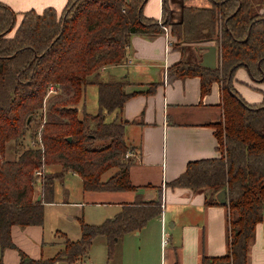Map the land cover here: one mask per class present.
Segmentation results:
<instances>
[{
	"label": "trees",
	"instance_id": "1",
	"mask_svg": "<svg viewBox=\"0 0 264 264\" xmlns=\"http://www.w3.org/2000/svg\"><path fill=\"white\" fill-rule=\"evenodd\" d=\"M145 1L66 0L59 12L53 6L26 9L15 25V11L0 0V246L17 249L15 264L80 260L98 234L104 235L110 256L119 238L161 212L158 194L124 202L99 222L79 217V237L64 236L62 246L51 256L31 257L11 238L13 224L43 222L44 203L53 201L55 181L68 171L80 176L85 190L136 188L129 178L133 158L125 155L133 150L124 134L128 120L105 117L106 112H118L133 92L125 91L124 77L104 76L101 68L122 60L132 34L153 35L163 25H169L175 37L173 46L215 42V67L179 59L169 71L172 76L198 75L201 93L212 81H219L222 106L221 118L212 123L219 154L188 161L168 183L226 189L227 252L201 259L247 264L249 242L264 214V100L247 102L234 87L233 76L244 65L252 79L264 80V10H259L264 0L185 4L181 18L172 22L166 18V0L160 20L144 15ZM89 83L96 85L94 113L80 106ZM45 98V118L38 133L31 123ZM30 126L32 136L39 134L41 143L36 146L21 142ZM51 165L59 168L50 169ZM211 201L220 203L205 200ZM0 264L10 263L0 259Z\"/></svg>",
	"mask_w": 264,
	"mask_h": 264
},
{
	"label": "crops",
	"instance_id": "2",
	"mask_svg": "<svg viewBox=\"0 0 264 264\" xmlns=\"http://www.w3.org/2000/svg\"><path fill=\"white\" fill-rule=\"evenodd\" d=\"M1 1L17 12L29 8L41 11L45 6H53L59 12L66 2ZM210 2L211 0H166V18L168 22L179 20L185 4L204 6ZM142 10L145 16L160 20L163 15V0H146ZM259 10H264V7H259ZM173 42V35L164 29L153 35L134 33L122 60L101 68L104 76L124 77L125 91L133 92L125 99L118 112L112 110L109 115L110 119L118 116L128 120L124 125V134L127 142L133 146L129 178L136 188L84 189L90 195L88 201L82 199L70 202L79 206L78 217L95 215L93 210L96 205L103 204L101 216L104 219L113 215L124 202L139 198L150 199L160 194L161 212L148 219L139 229L125 233L141 236V256L144 257L145 264H224L222 260L203 262L201 259L203 255L210 257L227 252L228 207L222 202H205L207 198L218 200V190L213 191L209 186L190 188L168 183L185 169L188 161L219 154L212 123L222 116L219 81H212L209 89L201 93L198 75L172 76L169 66L179 59L201 63L207 44L216 46L217 63L218 47L212 40L181 42L176 46H173ZM233 77L234 87L247 102L264 100V80L252 79L246 66H238ZM80 106L84 108L82 104ZM69 174L78 176L81 183L80 176L75 172H66L63 179ZM36 187L38 189L39 184ZM66 189L65 185L64 190ZM95 193L98 198L93 197ZM56 203L55 200L44 203L41 224L11 226L13 242L31 257L51 256L62 246L64 236L71 238L67 228L59 224L50 227V237L44 236L45 213L49 205L53 215L68 216L63 214L65 210L61 211L55 206ZM86 203L94 209L85 214ZM87 220L95 222L89 218ZM163 230L167 235L164 246L161 242ZM75 238L76 235L72 239ZM85 256L86 254L79 262H85ZM18 258L16 248L0 246V259L4 263L15 264ZM247 264H264V214L256 224L249 242Z\"/></svg>",
	"mask_w": 264,
	"mask_h": 264
},
{
	"label": "rangeland",
	"instance_id": "3",
	"mask_svg": "<svg viewBox=\"0 0 264 264\" xmlns=\"http://www.w3.org/2000/svg\"><path fill=\"white\" fill-rule=\"evenodd\" d=\"M16 19H15V25L18 23V19H20L22 12L15 11ZM170 31V27H169ZM12 33V30L9 32V34ZM173 38H175L173 36ZM218 58V57H217ZM53 90H50L49 93H52ZM50 95V94H49ZM48 102V98L43 101V106L40 109V111L35 116V121L31 123V126L33 128L37 129L38 133L40 131L42 122L45 118V107ZM81 104L83 105L84 109L89 112H96L98 109V103H97V97H96V85L93 83L86 84L84 89V96L81 101ZM111 112H106V119H110ZM41 117V118H40ZM38 120L39 125H35V123ZM29 127L23 137H21V142L26 146H36L37 144L41 143L39 142V134L37 135H31L33 132V128ZM50 169H57L59 168V165H51L49 167ZM112 169L106 170L102 173L101 177L105 178ZM64 178V177H63ZM67 182V183H66ZM38 183H36V186ZM66 185L67 189L64 190V186ZM101 196V195H99ZM103 196V195H102ZM94 198H98V194L95 193L93 196ZM90 198V195L81 187V183L79 182L78 176L68 175L63 180H56L55 181V189H54V195L53 200L57 202L55 206L57 208H60L61 211L65 210V213L68 216L63 217H57L53 215L51 210V205L47 207V211L45 213V225H44V233L45 238L50 237V227H52L54 224H59V226H64L68 233V235H71V238H74V235L77 237L80 233V223H79V217L77 216L79 213V206L75 203H72L70 201H81L82 199L85 201H88ZM92 198V196H91ZM65 200V202H62ZM103 204L96 205V209L93 208L90 204L84 205V213H88L90 209H94V214L91 217L89 216H82L84 220H87V218L92 219L91 221L99 222L102 219L101 216V210H102ZM99 208H101L99 210ZM90 212V211H89ZM81 217V216H80ZM165 233V231L163 230ZM159 236H161V233L159 232ZM166 235V234H165ZM140 235H127L125 234L119 240L114 244L112 253L110 256L107 252V243L104 235L98 234L95 235L91 243L87 249V253L85 256V262H79L80 260L74 261V262H68L66 260H59L55 261L52 264H145L144 257L141 256L142 251L140 248V241H141ZM163 237V236H162ZM162 245L164 246L167 241H163L161 238ZM142 247V244H141ZM155 254V253H154ZM157 255L159 256V251L157 250Z\"/></svg>",
	"mask_w": 264,
	"mask_h": 264
},
{
	"label": "water",
	"instance_id": "4",
	"mask_svg": "<svg viewBox=\"0 0 264 264\" xmlns=\"http://www.w3.org/2000/svg\"><path fill=\"white\" fill-rule=\"evenodd\" d=\"M203 60L201 64L208 66V67H215L216 66V46L214 44H207L206 50L203 52ZM30 116H28L27 120ZM69 138V137H68ZM39 194H37V198H39ZM217 198L220 202L224 203L227 201L226 197V189L221 188L217 192Z\"/></svg>",
	"mask_w": 264,
	"mask_h": 264
},
{
	"label": "built area",
	"instance_id": "5",
	"mask_svg": "<svg viewBox=\"0 0 264 264\" xmlns=\"http://www.w3.org/2000/svg\"><path fill=\"white\" fill-rule=\"evenodd\" d=\"M163 28H164V30L166 31V32H169L170 34H171V32L169 31V27H168V25H163ZM128 61L130 60V58H126ZM128 154H131V152L130 151H127L126 153H125V155H128ZM37 172H38V170H37ZM163 241H167V235H165V233H163Z\"/></svg>",
	"mask_w": 264,
	"mask_h": 264
}]
</instances>
